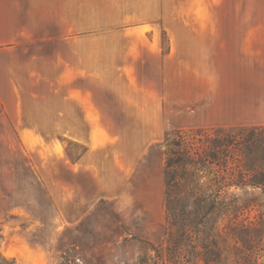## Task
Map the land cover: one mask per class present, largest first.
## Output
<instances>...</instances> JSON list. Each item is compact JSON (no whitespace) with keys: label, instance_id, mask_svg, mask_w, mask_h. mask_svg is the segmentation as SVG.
Instances as JSON below:
<instances>
[{"label":"rangeland","instance_id":"1","mask_svg":"<svg viewBox=\"0 0 264 264\" xmlns=\"http://www.w3.org/2000/svg\"><path fill=\"white\" fill-rule=\"evenodd\" d=\"M252 25H264V0H0V85L10 78L18 93H0V253L16 264H264V205L244 206L241 190L187 234L165 203L173 140L201 150L217 129L264 126L227 103L241 69L228 54L244 47L230 31ZM68 56L69 73L99 79L102 106L124 111L97 113L40 82ZM106 117L119 148L144 150L124 175Z\"/></svg>","mask_w":264,"mask_h":264},{"label":"trees","instance_id":"2","mask_svg":"<svg viewBox=\"0 0 264 264\" xmlns=\"http://www.w3.org/2000/svg\"><path fill=\"white\" fill-rule=\"evenodd\" d=\"M170 144L164 157L166 215L183 234L197 215L207 218L213 209L235 206L240 195L233 190L249 195L244 206L264 205V126L217 129L201 150L180 140ZM0 264L16 262L0 253Z\"/></svg>","mask_w":264,"mask_h":264},{"label":"crops","instance_id":"3","mask_svg":"<svg viewBox=\"0 0 264 264\" xmlns=\"http://www.w3.org/2000/svg\"><path fill=\"white\" fill-rule=\"evenodd\" d=\"M29 22V21H28ZM27 26H30L28 23ZM235 30H231L232 33H237L234 36V40L243 44L244 47L232 50L228 55L233 56L235 58H239L241 60V69L239 76V84L238 90L233 94L232 97L229 98L228 104L233 106L234 113L238 115V121L240 122H250L256 120H264V25H252L244 28H234ZM67 43L69 42H60L58 44V48H66ZM70 44V43H69ZM70 57L66 58L63 63V69L57 76L56 80H52L50 78H46L43 76L41 80L38 76V72L34 71L31 74V80L35 79L36 82L41 80L40 82L45 83L51 88L56 85L57 89L64 90L65 96L70 97L75 103L80 106L89 107L90 109H95L97 113L105 112L109 114L112 109L124 111L123 107L126 105H121V107L109 109L111 106L108 104L107 106H102L100 104V97L96 94H92V90L94 89L93 85L99 82L98 78H89L85 77L82 74L69 73V69L66 65H69ZM134 60V59H133ZM137 64V63H136ZM67 72H66V71ZM89 87V89L84 88L83 86ZM12 85V79H6L3 86L0 85V93L2 95L18 96L17 89ZM109 89V85L106 84ZM7 87V88H4ZM13 87V88H12ZM7 89V93H2L1 90ZM92 89V90H91ZM50 90H55L51 88ZM9 92V93H8ZM69 93V94H68ZM83 94V95H82ZM89 97V99H88ZM84 98V101L82 100ZM85 103V104H84ZM93 107V108H92ZM97 121H92L91 119L87 120L90 123V132H92L93 128L101 129V124L96 118ZM109 117H106L105 126L109 130V145L116 143V151L115 156H120L118 174L124 175L131 168L136 166L141 157L142 151L133 150V152H128V150H124L119 148V144L125 142L124 134L122 133H114L110 131L111 126L109 124ZM144 122V121H143ZM242 126V125H239ZM243 126H255V125H243ZM109 127V128H108ZM83 157V156H82ZM81 157V158H82ZM100 197H106V195H101Z\"/></svg>","mask_w":264,"mask_h":264}]
</instances>
